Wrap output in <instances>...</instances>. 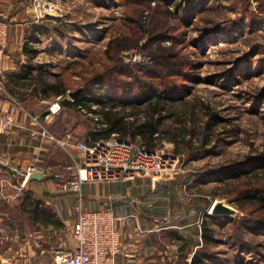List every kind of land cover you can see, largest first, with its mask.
Here are the masks:
<instances>
[{
    "label": "rangeland",
    "instance_id": "1",
    "mask_svg": "<svg viewBox=\"0 0 264 264\" xmlns=\"http://www.w3.org/2000/svg\"><path fill=\"white\" fill-rule=\"evenodd\" d=\"M45 2L53 7L51 16L34 17L32 0H0L8 32L23 36L20 50L11 52H24L26 63L44 67L49 82L60 76L70 91L86 86L88 94L100 88L120 101L137 94L139 84L149 79L155 85L173 82L178 94L165 109L154 151L175 161L174 172L159 181L176 190L175 197L169 192L170 202L196 205L199 227L205 222L211 232L209 244L198 235L197 256L206 258L197 264H264V202L249 197L264 190V0H209L189 9L183 0ZM23 89L16 98L33 96ZM59 110L45 118L51 135L66 132V121L86 131L92 115ZM132 111L127 106L124 112ZM84 134L77 138L88 142ZM74 175L75 170L59 171L42 193L51 200L74 194V206L79 193L60 190ZM146 182L152 190L151 179ZM37 192L31 194L41 196ZM216 200L233 206L236 216L210 219ZM73 206L68 224L72 245ZM12 211L19 214L17 207Z\"/></svg>",
    "mask_w": 264,
    "mask_h": 264
},
{
    "label": "crops",
    "instance_id": "2",
    "mask_svg": "<svg viewBox=\"0 0 264 264\" xmlns=\"http://www.w3.org/2000/svg\"><path fill=\"white\" fill-rule=\"evenodd\" d=\"M5 13L0 5L3 19L7 18ZM12 34L9 29L8 44L0 51V112H12L15 121L0 135V264H56L59 254L74 247L69 240L68 225L74 201L70 197L74 194L57 195L51 200L42 192L48 191L53 179L32 182L23 196L16 197L13 186L19 179L12 169L21 170L37 159L39 170L46 169L54 175L59 171L72 174L77 154L56 143L61 136L41 133L46 128L45 118L55 116L49 113L56 97L45 107L46 100L19 99L14 95L24 90L23 85L12 80L26 62L24 52H11L12 48L19 51L24 42L23 36ZM28 102L40 104L43 109L32 110ZM146 180L142 177L134 181L84 184L79 191L83 207L88 211L109 209L118 219L122 241L114 264H191L200 248L196 205L181 204L174 199L170 202L169 192L174 195L176 191L173 186L152 184L151 190ZM29 190L39 191L41 196L35 197ZM3 196L11 198L6 200ZM14 207L19 214L12 211Z\"/></svg>",
    "mask_w": 264,
    "mask_h": 264
},
{
    "label": "built area",
    "instance_id": "3",
    "mask_svg": "<svg viewBox=\"0 0 264 264\" xmlns=\"http://www.w3.org/2000/svg\"><path fill=\"white\" fill-rule=\"evenodd\" d=\"M52 8V5L45 0H32L31 12L34 17L51 16ZM7 44L8 23L0 21V51L4 50ZM62 99L63 96L56 97L54 105L50 108V114L55 115L58 112ZM34 121L36 122L37 119ZM14 124L12 112H0V135ZM41 133L43 136L50 135L45 127L42 128ZM56 143L77 154L74 178L60 184L62 191L79 193L81 186L88 182L134 181L142 177L151 179V184L154 185L155 182L174 172L175 161L171 158L163 157L154 150L147 151L138 142L118 139L116 136L95 142L70 141V136H67L65 140H56ZM37 164L38 160L33 159L30 165L21 170L12 169L19 179L13 186L16 197H21L24 193L26 175L31 170L37 169ZM4 198L8 200L11 196ZM73 209H75V220L72 224L71 237L74 247L68 253L59 254L56 264H114L122 241L117 229L118 219L106 208L86 210L83 207L81 193Z\"/></svg>",
    "mask_w": 264,
    "mask_h": 264
},
{
    "label": "trees",
    "instance_id": "4",
    "mask_svg": "<svg viewBox=\"0 0 264 264\" xmlns=\"http://www.w3.org/2000/svg\"><path fill=\"white\" fill-rule=\"evenodd\" d=\"M173 2L174 0H170ZM187 3L188 9L193 4L206 5L209 0H183V3ZM178 7H183V4H178ZM162 42L165 37H159ZM110 45V44H109ZM119 73L121 71H118ZM158 72V70H156ZM122 73V72H121ZM94 74V73H93ZM151 78V76H149ZM162 75L160 79L162 80ZM150 80V81H149ZM147 82H141L138 87V93L133 97L124 101L115 100L110 96H106L105 93L100 91H93L94 93L88 92L86 86L81 88L80 94L74 101H68L62 103L60 100L59 112L63 115L64 111H74L78 115L89 116L92 115L90 123L86 125V131L82 132L78 129L77 125L72 124L69 126L64 122L66 132L61 134V139H65L70 136V141L78 140V135L88 137L90 142L100 141L103 139L116 136L118 139L126 140L131 139L132 141L137 140L138 143L142 144L147 151H152L157 146L159 136L162 134V126L165 120L163 114L168 106V103L173 104V98L177 93L176 85L173 82L165 80L164 83L156 84V80L149 79ZM152 80V81H151ZM15 84H21L30 90L34 98L43 100H50L51 98L64 96L65 93L72 90L68 83L60 76L55 78L54 82H49L46 76V70L41 65L32 66L30 63H26L21 66V71L18 76H15L12 80ZM161 88L157 90L155 86ZM160 85V86H159ZM103 91V90H102ZM131 107V111L134 113H125L126 107ZM118 107L121 111H117ZM142 107V108H141ZM141 108L142 119H138V115ZM58 113V117L61 114ZM64 119V118H63ZM88 120V119H87ZM179 138V137H178ZM184 138V135H182ZM167 141L175 142L173 137L167 136ZM261 192V191H260ZM261 197L260 200L264 202V190L259 194H252L249 197ZM209 218L214 220L216 218H224V216H210ZM207 224L202 223V226L198 229L199 236L203 243L209 244L212 240L211 232L208 233ZM206 258L205 255H195L192 259L191 264H197Z\"/></svg>",
    "mask_w": 264,
    "mask_h": 264
},
{
    "label": "water",
    "instance_id": "5",
    "mask_svg": "<svg viewBox=\"0 0 264 264\" xmlns=\"http://www.w3.org/2000/svg\"><path fill=\"white\" fill-rule=\"evenodd\" d=\"M0 21L4 22V19L0 16ZM81 88L75 91H70L66 96H63L62 103H66L68 101H74L76 97L80 94ZM26 181L24 185V191L29 189L30 183L53 180L54 174L52 172H47L46 169H33L26 175ZM159 182H155L154 186L156 187ZM238 211L229 204H226L224 200H216L212 203V206L209 209L210 216H226L229 218L235 217Z\"/></svg>",
    "mask_w": 264,
    "mask_h": 264
},
{
    "label": "bare ground",
    "instance_id": "6",
    "mask_svg": "<svg viewBox=\"0 0 264 264\" xmlns=\"http://www.w3.org/2000/svg\"><path fill=\"white\" fill-rule=\"evenodd\" d=\"M55 108H57V106H55Z\"/></svg>",
    "mask_w": 264,
    "mask_h": 264
}]
</instances>
